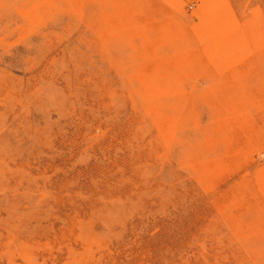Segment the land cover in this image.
Returning a JSON list of instances; mask_svg holds the SVG:
<instances>
[{
	"label": "rangeland",
	"instance_id": "rangeland-1",
	"mask_svg": "<svg viewBox=\"0 0 264 264\" xmlns=\"http://www.w3.org/2000/svg\"><path fill=\"white\" fill-rule=\"evenodd\" d=\"M205 6L0 0V264H264V0Z\"/></svg>",
	"mask_w": 264,
	"mask_h": 264
},
{
	"label": "bare ground",
	"instance_id": "bare-ground-1",
	"mask_svg": "<svg viewBox=\"0 0 264 264\" xmlns=\"http://www.w3.org/2000/svg\"><path fill=\"white\" fill-rule=\"evenodd\" d=\"M176 1V0H175ZM204 1V4L206 5L207 4V6H205V12L206 11H208V12H211V10H212V12H215V13H211V14H219V11L222 9V7L220 6V7H218V5L221 3V1H223V0H203ZM226 1V0H225ZM226 3V2H225ZM224 3V4H225ZM226 6H227V3H226ZM223 12V11H222ZM226 12V11H225ZM221 13V12H220ZM216 14V15H217ZM230 14V13H229ZM231 15H232V13H231ZM229 16V18H228V21H233V22H229L230 24L231 23H235L236 22V20H235V18H234V16L232 17V16ZM232 17V18H231ZM217 20L214 18V19H212V22H207L205 25H207L208 27H210V31H208L209 32V34H207V35H209L208 37L207 36H205V37H207V39L210 37V39H213V38H215V37H217V35H219L221 32H222V30H218L217 29V27L219 26L220 28H222V29H224V28H226L227 27V24H229L228 22H226V20H225V22H216ZM204 25V26H205ZM206 26V27H207ZM206 27H204V31H205V29H206ZM219 28V29H220ZM207 30V29H206ZM207 33V32H206ZM205 33V34H206ZM200 39V38H199ZM218 47V46H217ZM227 53V52H226ZM225 55V54H224ZM225 56H227V55H225ZM225 58V57H224ZM119 182V181H118ZM86 264V263H85Z\"/></svg>",
	"mask_w": 264,
	"mask_h": 264
}]
</instances>
